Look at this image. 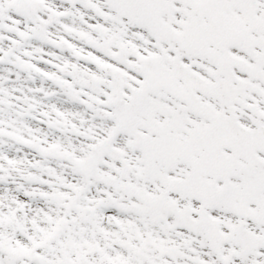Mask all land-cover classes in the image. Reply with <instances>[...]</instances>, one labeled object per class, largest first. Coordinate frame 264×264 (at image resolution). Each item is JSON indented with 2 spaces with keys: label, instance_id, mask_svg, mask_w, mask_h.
Returning <instances> with one entry per match:
<instances>
[{
  "label": "snow or ice",
  "instance_id": "obj_1",
  "mask_svg": "<svg viewBox=\"0 0 264 264\" xmlns=\"http://www.w3.org/2000/svg\"><path fill=\"white\" fill-rule=\"evenodd\" d=\"M0 264H264V0H0Z\"/></svg>",
  "mask_w": 264,
  "mask_h": 264
}]
</instances>
